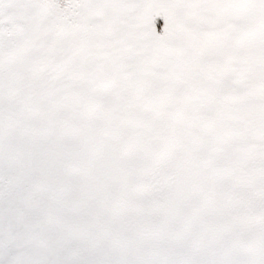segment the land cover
<instances>
[{
	"label": "snow or ice",
	"instance_id": "snow-or-ice-1",
	"mask_svg": "<svg viewBox=\"0 0 264 264\" xmlns=\"http://www.w3.org/2000/svg\"><path fill=\"white\" fill-rule=\"evenodd\" d=\"M0 264H264V0H0Z\"/></svg>",
	"mask_w": 264,
	"mask_h": 264
}]
</instances>
